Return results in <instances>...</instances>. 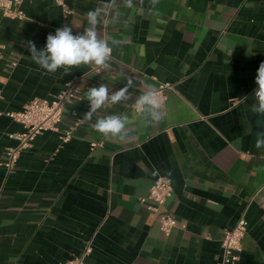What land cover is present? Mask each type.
<instances>
[{"label":"crops","instance_id":"1","mask_svg":"<svg viewBox=\"0 0 264 264\" xmlns=\"http://www.w3.org/2000/svg\"><path fill=\"white\" fill-rule=\"evenodd\" d=\"M66 1L74 34L87 26L88 11L110 2ZM22 8L24 19L0 10V264H61L89 243L91 264H216L225 231L244 212L236 264H264V148L255 147L264 129L251 110L264 62V0H137L132 9L117 0L98 27L102 37L122 42L109 67L52 74L30 58L27 42L42 49L64 24L62 8L55 0H24ZM74 76L79 98L67 105L60 130L39 134L7 172L5 150L17 144L9 134L23 128L5 112L51 98ZM128 79L133 99L146 86L174 85L163 120L145 122L128 101L75 125L71 111L89 106L90 87L116 91ZM113 114L129 117L128 139H107L93 128ZM159 175L173 186L163 207L177 218L169 235L152 202H140Z\"/></svg>","mask_w":264,"mask_h":264},{"label":"clouds","instance_id":"2","mask_svg":"<svg viewBox=\"0 0 264 264\" xmlns=\"http://www.w3.org/2000/svg\"><path fill=\"white\" fill-rule=\"evenodd\" d=\"M159 0H150L155 6ZM137 0H122V6L127 9L136 7ZM143 3V0H139ZM117 0H110L100 7L88 11L85 14L87 26L82 32L73 33V26L65 24L55 30L54 34L49 33L46 37V44L42 49H37L33 41L27 42L30 58L44 69L46 73H55L63 68L65 73L70 69L81 65L94 66L97 69H107L111 60L114 46L122 42L116 39L102 37L98 32L101 23H105L104 16L109 8H115ZM118 18V12L112 19ZM108 22V21H107ZM257 85L254 89L255 103L251 110L259 119L257 127L264 129V62H261L255 77ZM133 81L128 79L124 87L111 91L100 84L90 87L86 98L89 102V111L85 117L89 120L98 110L106 105H115L120 102L132 101V108L137 117L147 123L155 124L164 119V101L159 92L152 86H146L142 93L134 100L129 94ZM129 117L127 115H107L98 117L93 128L107 139L124 141L129 138ZM255 147L264 148V130L256 133Z\"/></svg>","mask_w":264,"mask_h":264},{"label":"built area","instance_id":"3","mask_svg":"<svg viewBox=\"0 0 264 264\" xmlns=\"http://www.w3.org/2000/svg\"><path fill=\"white\" fill-rule=\"evenodd\" d=\"M24 0H0V10L3 15L9 18L24 19L25 11L22 8ZM62 8V16L65 24L68 25V19L73 15L74 9L66 0H55ZM37 24H42L37 22ZM61 26V27H62ZM110 62V61H109ZM16 63H14L15 65ZM103 69H97L92 66L91 71L100 72ZM79 76L69 79L62 90L51 98L35 97L28 102L23 109L15 111H7L5 114L18 122L22 126L21 131L9 134L10 138L17 140L16 146L7 147L5 150L6 159L4 166L7 172H11L21 153L30 147L35 138L46 130L59 131L62 122L63 113L67 105L79 98L80 89L78 86ZM163 101L167 98L168 93L174 90L171 82H161L155 88ZM1 97V92H0ZM134 100V99H133ZM132 108V101L129 103ZM133 109V108H132ZM89 111V106L83 111L78 112L73 109L71 111L75 119V125L86 122L85 115ZM0 114L3 112L0 111ZM72 135V128L66 130L62 134L63 140H68ZM101 141L93 142L92 149L101 146ZM264 188V184L262 186ZM173 193L171 180L163 175L157 176L151 184L148 194L140 198V202L145 203L151 201L149 208L156 214V218L160 224V229L165 235H169L171 230L177 225V218L174 213L163 209L167 199ZM248 220L245 212L241 214L233 228L226 230L222 239V255L216 264H236L239 260V253L242 250V240L247 232ZM92 252L91 244H87L84 250L78 256H75L61 264H91L87 261V257Z\"/></svg>","mask_w":264,"mask_h":264}]
</instances>
